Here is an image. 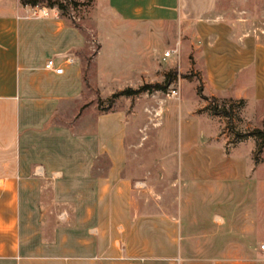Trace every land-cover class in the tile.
<instances>
[{
	"label": "crops",
	"instance_id": "0c3cea01",
	"mask_svg": "<svg viewBox=\"0 0 264 264\" xmlns=\"http://www.w3.org/2000/svg\"><path fill=\"white\" fill-rule=\"evenodd\" d=\"M258 1L107 0V10L123 22L177 26L187 69L197 75L187 81H198L195 112L209 105L203 97L241 102L245 120L258 129L264 119V3ZM38 15L47 27L61 24L56 9ZM33 16V7L20 0H0V264H264L253 250L258 222L252 212H229L221 200L229 181H247L228 160L253 142L251 159L258 163L257 139L226 134L230 166L203 163L188 178L178 172L170 183L178 192L169 195L158 175L130 163L122 113L99 115L85 130L66 128L56 117L44 129L52 111L34 133L24 85L51 95L56 108L80 71L73 57L64 75L44 69L56 51L45 40L56 33L36 30ZM33 53L48 58L32 68L27 55ZM204 112L195 114L217 117ZM194 181L202 198L186 189Z\"/></svg>",
	"mask_w": 264,
	"mask_h": 264
},
{
	"label": "rangeland",
	"instance_id": "374dc122",
	"mask_svg": "<svg viewBox=\"0 0 264 264\" xmlns=\"http://www.w3.org/2000/svg\"><path fill=\"white\" fill-rule=\"evenodd\" d=\"M69 1L65 12L52 8L58 11L59 25L47 27L37 16L32 19L38 23L36 30L56 33L45 40L47 47L56 50L53 58L73 57L74 66L80 71V80L60 97L56 108L52 105L51 95H42L41 91L26 83L22 91L26 120L27 124H35L29 129L39 133L41 128L36 126H40V118L44 120V115L52 111L54 115L44 129L54 125L56 117L66 128L85 130L94 127L99 115L122 113L126 118L130 163L147 166L152 171L151 178L158 175L161 186L169 195L178 192L170 186L178 172V177L182 172L184 178H188L193 172H199L203 163L212 167H229L222 141L228 136L225 135L233 131L245 135L255 128L245 120L241 102L209 99L206 108L195 112L198 104L195 85L198 81H187L197 75L187 69L186 42L180 39L178 27L158 22H123L108 12L107 0ZM258 2L260 6L264 3L262 0ZM39 8L50 9L46 3L39 4ZM171 49L178 54L164 61V53ZM47 58L46 54L27 55L32 68L44 64ZM169 75L172 82L166 90L147 88L156 84L165 86ZM63 85L60 82L59 87ZM172 89L180 91L179 98L169 96ZM199 89L202 92V86ZM128 90L135 94L120 96ZM203 111L217 117L210 116L209 120L195 114H203ZM260 111L264 113V109ZM257 124L259 130H264L263 116L259 117ZM217 135L221 141L217 140ZM254 148V143L248 142L228 160L236 165L233 173H237L238 178L246 177L247 181L244 180L242 185L241 180L229 181L223 187L221 200L229 212L236 210L237 215L252 212L251 217L258 222L253 250L264 258L261 247L264 244V148L256 154L258 163L251 159ZM230 153L231 149H228ZM186 186L195 196L202 198L204 195L196 181ZM228 250L233 253L238 249Z\"/></svg>",
	"mask_w": 264,
	"mask_h": 264
},
{
	"label": "trees",
	"instance_id": "16d2710c",
	"mask_svg": "<svg viewBox=\"0 0 264 264\" xmlns=\"http://www.w3.org/2000/svg\"><path fill=\"white\" fill-rule=\"evenodd\" d=\"M20 2L24 6H32V7H35L36 5H39L42 3H46L47 6L51 9L56 7L59 11L65 12L69 8V5H70L68 3H70L71 1L67 0V2L64 3L63 0H20ZM72 2L75 6H77V3L75 1H72ZM171 82H172V79L169 75L165 86L156 84V85H150L147 88H149L150 90H154V89L166 90L167 85L171 84ZM199 93H201V89H199ZM134 94H135L134 91L128 90V91H123L122 93H120V96H133ZM203 98L205 100H209L206 97H203ZM251 136H254L257 139V142H258L257 152L258 153L261 152L264 148V130L255 129L251 133Z\"/></svg>",
	"mask_w": 264,
	"mask_h": 264
},
{
	"label": "built area",
	"instance_id": "2783aa9c",
	"mask_svg": "<svg viewBox=\"0 0 264 264\" xmlns=\"http://www.w3.org/2000/svg\"><path fill=\"white\" fill-rule=\"evenodd\" d=\"M34 9V16H39L38 14L42 15V17L46 18L49 16V9L47 8H39V5H36L33 7ZM178 54V51L171 49L167 50L164 53L163 59L164 61L171 58L173 55ZM74 63V60L69 57H58V58H50L46 61L44 65V69L49 72L53 73L55 75L61 76L65 73V66L66 65H72ZM170 97H176L179 98L180 91L178 89H172L169 93ZM262 250H264V244L261 246Z\"/></svg>",
	"mask_w": 264,
	"mask_h": 264
}]
</instances>
